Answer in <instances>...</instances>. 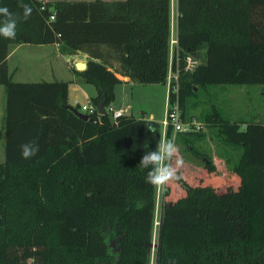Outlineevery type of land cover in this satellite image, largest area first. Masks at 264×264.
<instances>
[{"label": "trees", "instance_id": "1", "mask_svg": "<svg viewBox=\"0 0 264 264\" xmlns=\"http://www.w3.org/2000/svg\"><path fill=\"white\" fill-rule=\"evenodd\" d=\"M21 2L32 8L27 19ZM169 3L0 0L17 18L16 38L0 37V264H151L157 188L146 182L148 170L139 161L159 143L161 124L132 115L113 121L97 107L102 99L111 105L123 77L167 83ZM178 12L184 121L199 105L202 87L264 85V0H178ZM18 44H57L60 54H87L85 69L74 72L96 88L89 102L97 122L68 108V81H13L7 57ZM187 55L198 61L192 71L184 69ZM173 85L169 103L176 98ZM149 120L154 132L146 130ZM216 122L227 142L242 148V172L225 175L209 160L196 170L183 159L180 179L167 184L175 199L166 192L170 197L161 203L154 264H264V122ZM201 131L177 132L173 140L191 144ZM172 134L168 126L165 136L172 140ZM31 141L39 151L23 159L20 146ZM212 197L221 203L195 202Z\"/></svg>", "mask_w": 264, "mask_h": 264}, {"label": "rangeland", "instance_id": "2", "mask_svg": "<svg viewBox=\"0 0 264 264\" xmlns=\"http://www.w3.org/2000/svg\"><path fill=\"white\" fill-rule=\"evenodd\" d=\"M36 51V48L30 51H28L27 48H21L11 56L8 62V70L12 75L13 81L31 82L42 80L50 81L55 79L68 81L69 100L72 106H79L78 110L88 101L85 97L86 95L93 96L97 93L93 84L85 82L79 74L73 71V68L70 66L71 63L66 62L62 57L54 56L55 54H53L52 60L47 62L43 57H40V54ZM169 52L171 60L173 54L171 47L169 48ZM173 73V70H169L168 76L172 77ZM0 88L3 90V86L0 85ZM3 93L4 90L2 94ZM114 93L115 98L111 103V107L114 110L130 106L131 115L135 117L140 118L142 116L141 112H145L146 116L152 113L155 120L160 122L163 121L167 96L166 84H140L133 81L130 83L121 82L115 86ZM1 101L0 93V132L2 115ZM196 101L199 105L190 112L191 114L188 113V121L195 119L202 123V129L195 128V130H202L201 133L203 137L195 139L190 138L191 144L186 143L184 139V142L177 139L175 143L179 147L180 155L183 159L192 164L201 166L204 162L203 158H205L209 161H217L219 164L218 169H223L224 165L223 163L221 164L219 157L224 158L228 155L231 144L227 142L226 134L223 133L221 129L220 131L217 128L216 121L220 117H226L232 121L256 120L264 122V85H210L200 89ZM202 112L205 113L203 114L205 117L202 116ZM109 114L112 119V112H109ZM207 135L213 136V138L210 137L211 139L208 140ZM3 142L2 137V140L0 138V162L4 160ZM236 149L238 150V157H240L243 150L240 146H236ZM240 161L242 160L240 159ZM225 166H228V164ZM166 192L169 193L171 198H174L172 189L168 185H165L163 188H157L156 190L155 219L150 248L151 264H154L157 222L159 221L161 203L163 200L170 197L169 195L167 197L164 196ZM195 202L201 204L221 203L214 197L206 198L204 201L199 199V201ZM111 246L115 248V243L113 241L111 242Z\"/></svg>", "mask_w": 264, "mask_h": 264}, {"label": "clouds", "instance_id": "3", "mask_svg": "<svg viewBox=\"0 0 264 264\" xmlns=\"http://www.w3.org/2000/svg\"><path fill=\"white\" fill-rule=\"evenodd\" d=\"M19 7L23 9V16L27 19L31 13L30 5L21 2ZM17 18L8 7H0V37L14 40L16 38ZM148 132L155 131L153 121H144ZM21 157L32 159L39 151V146L35 141L24 143L20 146ZM184 160L180 155L179 147L174 140L165 136L159 140L154 150L146 151L139 161L142 169H147L146 182L153 187L163 188L170 181L179 180V170L183 166Z\"/></svg>", "mask_w": 264, "mask_h": 264}, {"label": "crops", "instance_id": "4", "mask_svg": "<svg viewBox=\"0 0 264 264\" xmlns=\"http://www.w3.org/2000/svg\"><path fill=\"white\" fill-rule=\"evenodd\" d=\"M44 1H48V0H44ZM68 1H71V0H68ZM77 1V0H75ZM106 1H112V0H106ZM170 1V35H169V39H177V34H178V26H177V18H178V15H179V12H178V0H169ZM21 48H27L28 51L30 50H34V48L37 49L36 52H38L40 54V57H43V59H45L47 62H50L52 60V56L53 54H55L54 56L56 57H62L66 62H69L71 63V67L73 68V71L74 69L76 70H79L77 69L76 65L80 62L82 63H86V60H87V54L83 53V52H77L75 54H60L59 51H58V46L57 44H45V45H32V44H18V45H11L10 48H9V54H8V57H7V65H8V62H9V59L11 58V56H13L16 52H18ZM169 58H170V52H169ZM17 69V68H16ZM10 73V72H9ZM11 74V73H10ZM11 78H12V75H11ZM123 83H130L131 81L128 80L127 77H123ZM55 80H61V79H55ZM43 81V80H42ZM44 81H48V80H44ZM50 81H53V80H50ZM16 82H23V81H16ZM31 82H36V81H31ZM69 83V82H68ZM167 85V90H168V84L166 83ZM4 90V89H3ZM3 90L0 88V93H1V104H2V115H1V132H0V138L2 140V137H3V141H4V127H3V122H2V116H3V110H4V105H5V93L2 94ZM68 91H69V84H68ZM96 94H94L93 96H95ZM92 95L91 96H88L86 95V99L88 100L86 103H84L83 105H91V103L89 102V99L91 97H93ZM166 99H167V96H166ZM68 103L69 105H72V103L70 102L69 100V97H68ZM111 106V105H110ZM126 107H129V110L128 112L126 113V115H131V112H130V106H126ZM126 107H123V108H126ZM123 108H118V109H123ZM141 117H145V118H148V119H151V120H155L154 116L152 113H149L148 116H146V113L145 112H141ZM134 116V115H132ZM135 117V116H134ZM136 118H139V117H136ZM157 121V120H155ZM158 123H160V121H157ZM218 128V126H217ZM243 128V126H242ZM208 136V140L213 138V136ZM211 137V138H210ZM211 142V141H210ZM4 143V142H3ZM224 156V155H222ZM238 150L236 149V146H233L231 145L229 147V150H228V155L225 156L224 158H220L219 157V160H221V164L223 163L224 167L223 169H219L221 173L225 174V175H231L233 174L234 172H236V170H239L240 172H242V166H243V163H244V158H243V153H241V156L238 157ZM240 158L242 161H240ZM205 159V158H203ZM205 162H209L208 160H204ZM226 161V162H225ZM212 162L218 167L219 164L217 161H213ZM228 166H225L227 165ZM190 165L193 169H196V170H200L202 168V165L201 166H198V165H194L190 162Z\"/></svg>", "mask_w": 264, "mask_h": 264}, {"label": "built area", "instance_id": "5", "mask_svg": "<svg viewBox=\"0 0 264 264\" xmlns=\"http://www.w3.org/2000/svg\"><path fill=\"white\" fill-rule=\"evenodd\" d=\"M171 47L172 51V58L170 60V69H171V62L174 56H176L177 53V39H169V48ZM198 61L194 59L192 56L187 55L185 57V65L184 69L188 71L194 70V68L197 66ZM178 68H179V57L176 56V69L171 76H168V90L170 88V82L171 80H174V85L172 87L173 93L176 94V98L174 102L169 103L168 101V90H167V99H166V108H165V117L161 124V139L165 137V133L168 126L172 127L173 136L172 140L174 139V136L177 132H189L196 129H202V123L199 121H196L195 119L184 121L181 116V109L179 106V100H178ZM96 110L95 107L92 105H82L81 109L79 111L87 113L89 116L91 113H93ZM106 110L109 112H112V120H116L118 117L126 115V113L129 110V107L123 108V109H116L114 110L111 106L106 107ZM98 113V112H97ZM159 224V221L157 222Z\"/></svg>", "mask_w": 264, "mask_h": 264}, {"label": "water", "instance_id": "6", "mask_svg": "<svg viewBox=\"0 0 264 264\" xmlns=\"http://www.w3.org/2000/svg\"><path fill=\"white\" fill-rule=\"evenodd\" d=\"M77 69H79L78 67L79 64L76 65ZM81 69L79 70H83L85 69L86 67V63H81ZM68 108L75 114L77 115L79 118L83 119V120H88V121H91V122H97V119H94L92 117H90L87 113H84V112H81L79 111L77 108H75L74 106L72 105H68ZM97 111H98V114L99 115H105L107 113V110H106V106H105V100L102 99L100 102H99V105L97 107ZM157 137L159 138L160 135H157Z\"/></svg>", "mask_w": 264, "mask_h": 264}]
</instances>
